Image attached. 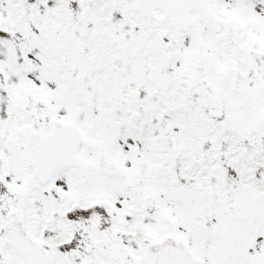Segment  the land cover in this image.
Segmentation results:
<instances>
[{"label": "snow or ice", "instance_id": "snow-or-ice-1", "mask_svg": "<svg viewBox=\"0 0 264 264\" xmlns=\"http://www.w3.org/2000/svg\"><path fill=\"white\" fill-rule=\"evenodd\" d=\"M0 264H264V0H0Z\"/></svg>", "mask_w": 264, "mask_h": 264}]
</instances>
